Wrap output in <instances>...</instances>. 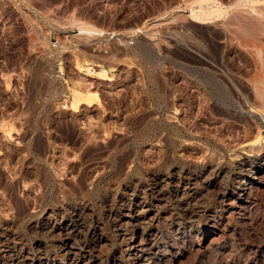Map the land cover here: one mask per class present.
Returning a JSON list of instances; mask_svg holds the SVG:
<instances>
[{
  "label": "rangeland",
  "instance_id": "1",
  "mask_svg": "<svg viewBox=\"0 0 264 264\" xmlns=\"http://www.w3.org/2000/svg\"><path fill=\"white\" fill-rule=\"evenodd\" d=\"M263 83L264 0H0V231L23 204L24 249L53 254L54 238L31 226L48 213L67 223L69 206L86 202L84 226L103 238L91 263L129 264L107 209L118 212L122 196L156 176L196 175L214 162L223 168L218 185L198 178L180 197L166 181L156 209L161 254L201 240L197 230L220 213L217 192L235 181L240 153H264V89L255 90ZM245 97L249 109L239 104ZM46 176L52 184L42 187ZM190 194L199 200L186 207ZM242 218L229 216L221 236L203 238L179 264H217L219 250L235 253L247 233L263 260L264 226Z\"/></svg>",
  "mask_w": 264,
  "mask_h": 264
},
{
  "label": "bare ground",
  "instance_id": "2",
  "mask_svg": "<svg viewBox=\"0 0 264 264\" xmlns=\"http://www.w3.org/2000/svg\"><path fill=\"white\" fill-rule=\"evenodd\" d=\"M245 89H246V86H245ZM261 89H264V86L263 88L260 87V89H255L257 90L256 93L259 94L260 92L259 95L256 93L254 94L258 95L259 97L262 94L260 91ZM247 90L250 91V88H248ZM227 94L228 96L230 95L229 93ZM250 94L251 93H249V95ZM73 96L75 100L73 101L72 106L74 108H77L81 100L79 99L80 98L79 96L77 95H73ZM256 97L254 95L253 98L256 100ZM260 97H264V96H260ZM225 100L227 101V99ZM249 100L247 97H245L244 100L240 99L239 104L242 107V109L246 107L247 109H249V107L252 106L250 103L247 102ZM255 100L253 101L255 102ZM88 102L90 103V101ZM261 103L259 102L258 106H260L259 104ZM237 109H240V108H237ZM257 110L258 109L256 108V111ZM234 111L236 112V110ZM224 112L230 114L233 111L229 112V110L225 109ZM240 112H242V110ZM232 118L234 117L232 116ZM241 119H244V117H242ZM256 142H258V140ZM240 155L242 156H239L238 163H237V166L239 168V173H237L235 176V181H234L235 183L233 182L232 185L223 186L221 190L216 189V191L218 190L217 196L220 202V207H219L220 213L217 214V216L212 217L210 227L197 230L198 235L201 236L200 237L201 240L198 241L196 239L197 240L196 242L194 241L192 242L190 240L192 243L190 241H189L190 243H186V241L183 240L185 237V236L183 237L184 234L179 232L177 234H183L182 242L188 245L181 247L180 249L170 243V245L167 246L169 250H167L166 253L163 251L164 252L163 254H161L162 252L159 250L160 247L158 246L156 242L157 232H156V229H154V226L156 225L155 221H157L156 220L157 219L156 209L158 208L159 203L165 199L166 194H164L162 191V188H163V185H165V182L168 181L170 183H177V186L175 185L176 188L173 194H175V196L184 197L186 195L185 193L188 192V191L185 192V190H187L188 187H195V183L198 178H201V179L203 178L202 181L206 187L212 188L218 185L219 184L218 182H220V178L222 179V175H223L222 166L219 165L218 163L209 162V163L203 164L202 168L201 169L199 168L200 172L196 175L192 174L191 171L188 172V171L178 170V171H175L170 176L166 175L167 176V177L165 176L166 179L156 176V178L152 180L151 184L148 185L146 188H144L142 191L138 192V194H136L137 193L136 191L139 190V189L136 190L137 187H135V189L133 188L134 189L133 190L130 186L126 185L127 188L130 187V189H132L130 190L131 195L127 196L123 192V194L125 195L122 196L121 198L119 197L120 198L119 204H121L120 210L114 213L111 210L107 209L108 211L107 213H108V217L112 219L111 222H112V227L115 230V236L120 238V241L124 246L123 250H125L126 252V255H127L126 258L128 259L127 262H129V264H179L181 263V260H183L184 257L188 256L189 253L193 254V252H198L197 250H200L199 248L202 245L203 238H207V237L214 236V235H220V233L222 234L221 229L219 228L220 223L226 224V220L228 219V217L234 214L235 212L243 215L242 219L244 222L247 221L249 223V227H251L250 225L253 222V220L258 221L261 224L260 226L263 227L264 226V216L262 215L260 216L258 212H259L260 201L262 200L264 201V199H262L264 195V153H261L259 155L255 154L254 156L253 154L246 155L244 153H240ZM44 178H45V181L42 187H49V185L52 184L51 177L46 176ZM7 186H10V185H7ZM117 187L118 186H116V188ZM180 188H183V190L181 189L182 190L181 192H179ZM6 191L8 192L10 197L15 196V192H14L15 190L13 191L12 189H7ZM190 191H192V189L189 190V192ZM115 196L114 195L111 196L112 199L110 200L115 201V198H117V196L116 197ZM190 197L191 198H189L185 202L186 207L191 202L199 200L197 199V194L196 195L190 194ZM15 200H12V201L14 202ZM18 201L20 202L19 198H18ZM18 201L16 200V202ZM263 201L261 202L262 204H263ZM14 208H15V216L13 215L14 216L13 218L9 219L1 226L2 228L0 231V262L1 264H92L91 263L92 256H91L90 250L94 249L96 246L102 243L103 238L101 237V233L98 230V228L84 226L80 211L85 210V208H87L86 202H82L80 207H75L73 205L69 206L70 215H69V221L67 223H65V220H63V217H60V214L55 213L56 217L58 218L60 217V220H59L60 222L58 224H54L53 214L46 213L47 216H45L46 214L44 213L45 217L44 218L42 217L43 219H41V222L35 223L31 226V228L38 230L39 232L47 236H50L51 238H54V241H55L54 244H56V251L53 254H50V253L45 254L46 252L45 249L37 248L36 253L34 252L29 253V251L24 249L25 240H24V237L18 231V228L20 227V225L24 223V218H25L24 205L20 203L19 204L15 203ZM186 215H188V217L191 219L192 217L196 216V212L195 211L191 213L186 212ZM258 215H259V218H258ZM0 224L2 223L0 222ZM243 226H245V224ZM259 228L262 229L261 227ZM254 235L255 234H253V236ZM235 236H234V239L236 238ZM250 236H248V233H247V236H238L235 239V242H233V239H232V242L235 243V246H236V247L234 246L236 249L235 250L236 252L233 254L238 255L236 256L238 257L237 260L235 258L236 262L232 260L233 256L230 260L228 259L230 257H228L227 255H229V253L232 254L231 252L226 253L225 250L221 248L222 250H219V252L217 253L218 254L217 264H264V258L263 260H261L262 258L261 259L259 258V252H260L259 246L258 244L257 245L255 244V239H253V237H250ZM257 239L258 238H256V240ZM210 240L212 241V239ZM77 241H80V246L76 245ZM258 241L259 240H257V242ZM74 245H76L77 247H74ZM224 245L225 244H223L222 246ZM227 250L229 251V248H227ZM116 259H112V264H121V261L116 260Z\"/></svg>",
  "mask_w": 264,
  "mask_h": 264
},
{
  "label": "built area",
  "instance_id": "3",
  "mask_svg": "<svg viewBox=\"0 0 264 264\" xmlns=\"http://www.w3.org/2000/svg\"><path fill=\"white\" fill-rule=\"evenodd\" d=\"M112 37L113 35L111 36V34H106L104 37H101V38L111 39Z\"/></svg>",
  "mask_w": 264,
  "mask_h": 264
}]
</instances>
